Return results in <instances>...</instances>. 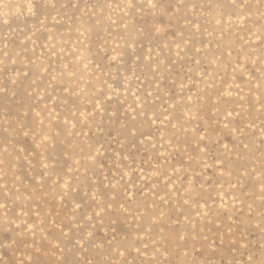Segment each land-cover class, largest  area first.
Segmentation results:
<instances>
[{"label":"rangeland","instance_id":"obj_1","mask_svg":"<svg viewBox=\"0 0 264 264\" xmlns=\"http://www.w3.org/2000/svg\"><path fill=\"white\" fill-rule=\"evenodd\" d=\"M0 264H264V0H0Z\"/></svg>","mask_w":264,"mask_h":264}]
</instances>
